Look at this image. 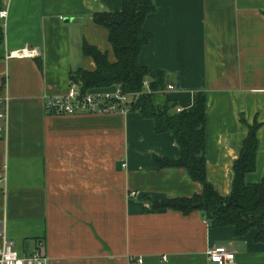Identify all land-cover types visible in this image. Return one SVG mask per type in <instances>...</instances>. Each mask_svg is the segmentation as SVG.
I'll return each mask as SVG.
<instances>
[{
	"label": "crops",
	"instance_id": "0c3cea01",
	"mask_svg": "<svg viewBox=\"0 0 264 264\" xmlns=\"http://www.w3.org/2000/svg\"><path fill=\"white\" fill-rule=\"evenodd\" d=\"M139 64L148 82L165 79L162 96L194 112L205 96L206 180L230 194L233 163L247 126H257L255 169L264 180V0H153ZM0 96L6 100L0 139V220L20 252L42 245L47 264H211L223 247L237 264H264L256 231L211 228L203 214L152 210V204L202 193L183 168H158L181 152L172 133L134 111L54 116L47 97L81 88L70 81L93 72L84 45L115 57L93 14L120 13L122 0H0ZM81 19L65 22V19ZM27 49L34 58H8ZM172 89L168 91V87ZM115 86L86 91L110 92ZM243 119L244 122L241 120ZM136 264V263H134Z\"/></svg>",
	"mask_w": 264,
	"mask_h": 264
},
{
	"label": "trees",
	"instance_id": "16d2710c",
	"mask_svg": "<svg viewBox=\"0 0 264 264\" xmlns=\"http://www.w3.org/2000/svg\"><path fill=\"white\" fill-rule=\"evenodd\" d=\"M155 9L153 0H122L120 13L93 14V22L107 31V37L114 53V62H108L107 55L95 47L84 45L82 52L90 57L95 71L80 70L70 75V81L89 90L120 87L125 93L144 90L149 70L139 64L141 49L151 40L144 31V22ZM149 82L145 91L129 111L139 113L156 124L157 133H172L180 148L181 156L174 161L154 159L158 168H183L192 181L202 186V193L187 199H172L152 204V210L179 211L183 214L199 212L211 228L234 227L238 237L250 230L256 231V242L264 244V180L260 184H247L246 173L255 169L258 151L257 126H247L239 158L233 163V183L230 195L223 197L206 180L205 166V96L198 92L194 99V112H178L174 104L164 100L162 93L165 79ZM243 122L244 120L241 119Z\"/></svg>",
	"mask_w": 264,
	"mask_h": 264
},
{
	"label": "built area",
	"instance_id": "2783aa9c",
	"mask_svg": "<svg viewBox=\"0 0 264 264\" xmlns=\"http://www.w3.org/2000/svg\"><path fill=\"white\" fill-rule=\"evenodd\" d=\"M7 11H0V20H5ZM36 51L21 49V51L10 53L8 58H34ZM149 82L143 83L144 90L135 93H124L120 87L110 92L87 93L71 88L64 95H52L47 97L45 111L54 116H75L82 114H111L116 112H129L130 105L140 99L146 93ZM168 91L172 89L169 86ZM6 100L0 96V139L5 133L3 120L5 114ZM180 112L179 109H177ZM5 219L0 220V264H47L48 259L44 254L42 245L34 252L24 254L17 250L13 241H10L5 231ZM211 264H237L234 253L228 252L223 247L211 248L207 252ZM142 264V258H130V264Z\"/></svg>",
	"mask_w": 264,
	"mask_h": 264
},
{
	"label": "water",
	"instance_id": "95a60500",
	"mask_svg": "<svg viewBox=\"0 0 264 264\" xmlns=\"http://www.w3.org/2000/svg\"><path fill=\"white\" fill-rule=\"evenodd\" d=\"M78 22V21H81V19H70V20H68V19H65V22Z\"/></svg>",
	"mask_w": 264,
	"mask_h": 264
},
{
	"label": "rangeland",
	"instance_id": "374dc122",
	"mask_svg": "<svg viewBox=\"0 0 264 264\" xmlns=\"http://www.w3.org/2000/svg\"><path fill=\"white\" fill-rule=\"evenodd\" d=\"M148 88H149V85H148ZM146 91H147V93L149 94L148 89H147Z\"/></svg>",
	"mask_w": 264,
	"mask_h": 264
}]
</instances>
